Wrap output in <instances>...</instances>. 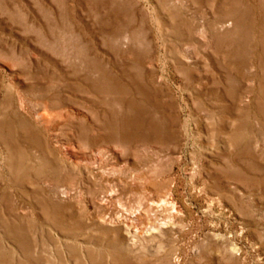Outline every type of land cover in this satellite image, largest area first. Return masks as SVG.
Masks as SVG:
<instances>
[{"label": "rangeland", "instance_id": "374dc122", "mask_svg": "<svg viewBox=\"0 0 264 264\" xmlns=\"http://www.w3.org/2000/svg\"><path fill=\"white\" fill-rule=\"evenodd\" d=\"M263 107L264 0H0V264H264ZM84 166L129 248L49 220Z\"/></svg>", "mask_w": 264, "mask_h": 264}, {"label": "bare ground", "instance_id": "6f19581e", "mask_svg": "<svg viewBox=\"0 0 264 264\" xmlns=\"http://www.w3.org/2000/svg\"><path fill=\"white\" fill-rule=\"evenodd\" d=\"M262 114L264 116V107L262 110ZM22 125H24V124H22ZM27 128H28V126H26V129ZM23 129H24V132L28 133L29 128L26 130L25 127H23ZM26 133H24V134L29 138V140L32 142H35V140H36L35 134H29L28 135ZM113 135H114V132L112 129L109 139L112 138ZM129 138H131V135L129 136ZM23 159H24V156L22 155V152H20V153H18V156L11 159V163H10L11 164V170H13V173L15 171L17 174V175L15 174L16 175L15 176V182H17L18 184L20 183V181H24V179H25V177L21 175V172H23L22 171L23 170V166H22ZM42 160H44L46 163H48V161L46 159L43 158ZM85 172L88 174V177H87L86 181L80 182V190L78 189L77 193L76 192L72 193L71 191L67 190L63 186H54V187L49 186V187L44 188V193L46 195V201H47V203H49V211H48L49 212L48 215L50 216L49 220L52 221L53 223L58 222L60 224H63L65 222V220L66 221L67 220L72 221L71 222V224H72L71 228L59 227V229H60V231H65V233L67 232V233L71 234V236L70 237L68 236V237L70 238V241L73 242L72 246L74 247V249H75V247H77L78 242H80L81 247H84L86 244H89L87 242V240L89 242H91L92 238L87 236V233L85 231L86 229L97 231L99 234H101L102 237L105 235L106 236L107 235H113L114 236L113 244L115 246L118 247L117 241H119L120 242L119 246L121 248H123V246L126 249L129 248L130 233L127 230V228L119 222V220L117 218L109 219L103 213L94 214L92 216H87V217L79 216V211L86 209V206L82 205L84 201H81L79 199L80 198L79 195L81 194L82 191L87 192L88 195L90 196L89 203L98 205V207L102 205V199H104V198L101 199L100 195L103 193H106L104 191H101L102 193L99 194V192H98L99 195H95V192H93L94 189H97L96 184H101V183L107 181L106 180L107 178L106 179L104 178L105 173L103 174L101 172L94 171L91 168L89 169L88 166H84L82 169L79 170L78 175H82ZM34 184H36V183H34ZM34 184H32V185H34ZM31 189H33V187ZM96 192H97V190H96ZM109 196L110 195L107 194V199L110 198ZM162 198L164 199L165 204L171 203V201H172V196H171L170 192H166L162 196ZM79 204H80V207H79ZM17 210H18V208H17ZM20 210H21V208H19V211ZM76 213H78V218L76 216ZM21 214H22V212H21ZM74 216L77 219H75ZM111 225H112L113 229L109 228V227H111ZM11 231L13 232V234H15L19 238V243L27 245L25 233H24L22 228H16V229H13ZM78 231H82V233L77 235ZM76 235H77V237L81 236L82 239H80L78 237L79 239L77 240ZM85 237L87 238V240ZM116 237H118L117 238L118 240L116 239ZM64 243L66 245V241ZM115 246H113V247L116 248ZM114 250H116V249H114ZM63 254H64V252H63ZM112 260L117 262V263L123 262V264H131V262L129 260L124 259L121 254L115 253V255L112 256ZM64 261L67 264H89L91 262L92 263L94 262V255L90 252V250L89 251L88 250L83 251L82 249L76 248V251H75V253H73V255H70L69 257L67 256L66 258L64 257Z\"/></svg>", "mask_w": 264, "mask_h": 264}]
</instances>
